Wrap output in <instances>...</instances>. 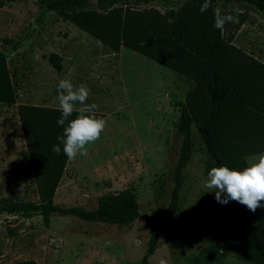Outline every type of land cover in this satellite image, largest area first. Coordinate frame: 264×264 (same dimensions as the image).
<instances>
[{"label":"rangeland","instance_id":"1","mask_svg":"<svg viewBox=\"0 0 264 264\" xmlns=\"http://www.w3.org/2000/svg\"><path fill=\"white\" fill-rule=\"evenodd\" d=\"M0 1V49L16 91L12 106L0 105V196L37 200L15 107L59 108L58 82L69 79L75 86L87 85V103L98 105L96 112L103 114L107 126L88 146L87 156L67 159L53 202L93 208L99 195L127 188L141 215L159 217L170 198L181 143L176 131L179 105L192 83L137 52L109 49L35 0ZM183 1L150 0L140 7L162 12ZM216 10L241 15L236 29V23H228L224 31L232 32L233 45L264 64V14L248 4L221 1ZM49 53L59 56V70L50 64ZM191 141L175 211L148 260L250 264L232 256L226 204L203 187L214 165L194 128ZM260 155L264 152L247 158ZM147 235L148 226L139 219L121 226L53 214L44 224L37 214L0 213V263L33 259L37 264H139Z\"/></svg>","mask_w":264,"mask_h":264},{"label":"trees","instance_id":"2","mask_svg":"<svg viewBox=\"0 0 264 264\" xmlns=\"http://www.w3.org/2000/svg\"><path fill=\"white\" fill-rule=\"evenodd\" d=\"M45 11L55 12L111 50L120 47L139 53L177 75L192 86L179 105L176 131L181 143L173 170L170 198L157 218L143 216L133 193L127 189L106 192L96 206H60L53 193L67 157L53 152L64 126L57 124L59 108L17 104L15 114L25 143V157L37 200L0 196V213L40 215L44 224L53 214L71 215L88 222L128 225L136 219L148 226L145 249L139 264L155 249L163 225L175 211L182 171L189 161L194 128L214 165L242 170L246 158L264 152V64L232 44V32L214 27L216 3H244L264 14V0H212L204 13V0H184L177 8L159 11L140 7L150 0H35ZM3 4L0 1V5ZM239 22L243 18L237 14ZM55 70L60 59L49 53ZM16 101L15 86L5 55L0 49V105ZM73 113L69 119L75 118ZM97 118L102 113L95 112ZM67 124V122H66ZM264 203V202H262ZM226 211L232 225V256L250 264H264V208L255 212L230 200ZM0 264H37L33 259Z\"/></svg>","mask_w":264,"mask_h":264},{"label":"clouds","instance_id":"3","mask_svg":"<svg viewBox=\"0 0 264 264\" xmlns=\"http://www.w3.org/2000/svg\"><path fill=\"white\" fill-rule=\"evenodd\" d=\"M211 6L212 0H204L200 12H206ZM238 22V17L232 14L215 11L214 27L218 30L223 31L226 24ZM90 95L91 90L85 84L75 86L69 79L58 82L57 100L61 115L57 124L64 128L63 135L57 137L59 143L53 145L52 150L59 155L62 144L63 153L70 161L78 156H87L88 146L100 139L107 126L105 119L94 115L98 105L87 103ZM73 113L78 115L69 119ZM247 159L249 164L242 170L227 166L212 167L203 181V187L208 189L206 192L215 191V198L221 204L232 200L255 212L258 208H264V155Z\"/></svg>","mask_w":264,"mask_h":264},{"label":"crops","instance_id":"4","mask_svg":"<svg viewBox=\"0 0 264 264\" xmlns=\"http://www.w3.org/2000/svg\"><path fill=\"white\" fill-rule=\"evenodd\" d=\"M94 1V0H93Z\"/></svg>","mask_w":264,"mask_h":264}]
</instances>
